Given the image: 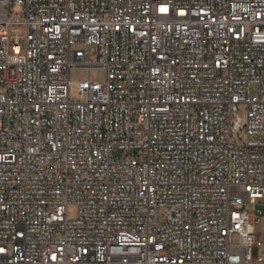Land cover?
<instances>
[{
	"label": "built area",
	"instance_id": "2783aa9c",
	"mask_svg": "<svg viewBox=\"0 0 264 264\" xmlns=\"http://www.w3.org/2000/svg\"><path fill=\"white\" fill-rule=\"evenodd\" d=\"M257 200L264 0H0V264H264Z\"/></svg>",
	"mask_w": 264,
	"mask_h": 264
},
{
	"label": "rangeland",
	"instance_id": "374dc122",
	"mask_svg": "<svg viewBox=\"0 0 264 264\" xmlns=\"http://www.w3.org/2000/svg\"><path fill=\"white\" fill-rule=\"evenodd\" d=\"M11 13L13 14H21L22 13V7L19 5H12L11 6ZM91 54L88 53L87 58ZM75 68V67H74ZM71 68L69 70V81L71 85V92H70V97L72 99H78L79 95L75 92V87L77 86V83L79 81L83 80H97L100 82H103L106 80V75L107 72L105 69L100 68V67H93L90 70H87L86 68H81V67H76L75 69ZM86 69V71H85ZM239 116L242 118V125H245V107L240 106L239 107ZM235 140L237 142H242L244 140V135L243 134H237L235 136ZM256 205L254 207L255 210V225H254V233H253V240L254 243L256 244L255 247L252 248V256L255 257L257 254L258 248H262L264 244V205L261 200L256 201ZM245 210L247 211H252L251 206H246ZM67 216L69 219H74L77 217V207L76 206H69L67 208ZM159 221L164 222V217L162 212H159Z\"/></svg>",
	"mask_w": 264,
	"mask_h": 264
},
{
	"label": "snow or ice",
	"instance_id": "6c2138e0",
	"mask_svg": "<svg viewBox=\"0 0 264 264\" xmlns=\"http://www.w3.org/2000/svg\"><path fill=\"white\" fill-rule=\"evenodd\" d=\"M169 10H168V8L167 7H161L160 8V12L161 13H167ZM180 15H184L185 13L184 12H180L179 13Z\"/></svg>",
	"mask_w": 264,
	"mask_h": 264
},
{
	"label": "bare ground",
	"instance_id": "6f19581e",
	"mask_svg": "<svg viewBox=\"0 0 264 264\" xmlns=\"http://www.w3.org/2000/svg\"><path fill=\"white\" fill-rule=\"evenodd\" d=\"M73 68H74V67H73ZM75 68H76V67H75ZM75 68H74V69H75ZM85 71H86V69H85Z\"/></svg>",
	"mask_w": 264,
	"mask_h": 264
}]
</instances>
